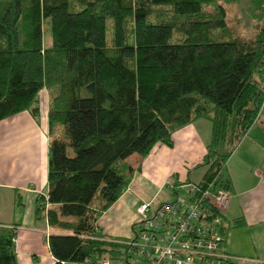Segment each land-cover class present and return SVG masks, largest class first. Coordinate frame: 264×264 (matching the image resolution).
<instances>
[{
	"label": "trees",
	"instance_id": "1",
	"mask_svg": "<svg viewBox=\"0 0 264 264\" xmlns=\"http://www.w3.org/2000/svg\"><path fill=\"white\" fill-rule=\"evenodd\" d=\"M242 3L259 24L250 36L229 25ZM44 90L47 222L66 232L48 236L55 264L137 263L131 238L104 237L98 220L140 168L133 156L172 147L198 118L211 123L206 169L187 183L220 218L221 246L224 210L202 195L229 191L226 162L264 110V0H0V120L37 118ZM14 240L0 231V264H18Z\"/></svg>",
	"mask_w": 264,
	"mask_h": 264
},
{
	"label": "crops",
	"instance_id": "2",
	"mask_svg": "<svg viewBox=\"0 0 264 264\" xmlns=\"http://www.w3.org/2000/svg\"><path fill=\"white\" fill-rule=\"evenodd\" d=\"M210 135L211 123L198 118L173 133L172 147L158 144L147 156L136 157L140 168L98 220L101 234L116 241L131 238L139 206L151 203L168 180L200 181L202 177L190 180V175L202 161ZM48 146L47 107L37 118L22 111L0 120V231H15L18 264H55L48 236L66 233L47 222V211L54 207L47 201ZM224 176L230 198L220 250L231 257L230 263L264 264V114L228 158ZM237 219L242 223L235 226Z\"/></svg>",
	"mask_w": 264,
	"mask_h": 264
},
{
	"label": "built area",
	"instance_id": "3",
	"mask_svg": "<svg viewBox=\"0 0 264 264\" xmlns=\"http://www.w3.org/2000/svg\"><path fill=\"white\" fill-rule=\"evenodd\" d=\"M195 190L193 186L187 204L177 196L172 203L158 205L153 216H149L150 203L139 206L136 225L141 230L127 242L136 264H208L212 259L221 264L228 256L219 250L220 218L208 216L202 198L191 200ZM202 196L210 197L213 207L223 211L230 192L219 189L212 194L205 191Z\"/></svg>",
	"mask_w": 264,
	"mask_h": 264
},
{
	"label": "rangeland",
	"instance_id": "4",
	"mask_svg": "<svg viewBox=\"0 0 264 264\" xmlns=\"http://www.w3.org/2000/svg\"><path fill=\"white\" fill-rule=\"evenodd\" d=\"M245 8L247 9V3H242L238 7H234V6L229 7L228 20H229V25L233 27L239 34L250 36L257 30L259 24H257V20H253L255 18L250 17L248 10L246 11L247 13L243 12ZM39 103H40L39 104L40 109H45V107H48V95L46 94L45 90L41 91L39 95ZM262 114H264V110L262 111ZM135 157H137V155L133 156V159H135ZM205 169H206L205 167H197L194 170H192L193 174L190 175V180H198L199 178H201L205 172ZM175 180H176L175 178L174 179L172 178V180L171 179L168 180L167 184L161 187L157 196L150 203L149 216L154 215L158 205L163 203L174 202L176 197L173 195L172 186L175 183ZM189 187L190 186L188 183H186V181H183L181 184H178L177 186L178 198L185 200L186 204L189 202V198L191 195ZM130 261L136 262L137 259L135 257H132ZM218 263L219 261L217 259H212L208 264H218Z\"/></svg>",
	"mask_w": 264,
	"mask_h": 264
}]
</instances>
